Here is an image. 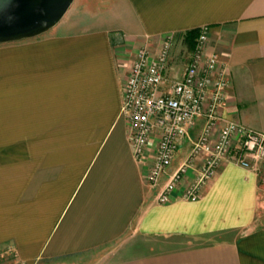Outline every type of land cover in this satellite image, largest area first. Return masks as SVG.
I'll return each instance as SVG.
<instances>
[{
	"label": "crops",
	"instance_id": "0c3cea01",
	"mask_svg": "<svg viewBox=\"0 0 264 264\" xmlns=\"http://www.w3.org/2000/svg\"><path fill=\"white\" fill-rule=\"evenodd\" d=\"M75 1L48 31L0 44V264H264V170L225 161L202 197L161 204L155 140L139 161L122 111L139 48L209 26L231 83L215 134L264 132V0ZM188 63L173 78L168 63L165 86Z\"/></svg>",
	"mask_w": 264,
	"mask_h": 264
},
{
	"label": "built area",
	"instance_id": "2783aa9c",
	"mask_svg": "<svg viewBox=\"0 0 264 264\" xmlns=\"http://www.w3.org/2000/svg\"><path fill=\"white\" fill-rule=\"evenodd\" d=\"M209 34V26L200 28L181 79L170 80L165 86V71L174 46L173 36L168 35L157 49L147 45L139 48L124 84L122 111L130 124L135 157L145 161L155 140L154 162L147 179L157 186L161 177L168 175L158 193L161 204L202 197L225 161L259 174L264 170V132L230 121L215 134L219 110L231 83L227 65L217 53L208 51ZM200 116L204 125L191 138L190 131ZM185 139H191V151L178 168L169 171ZM261 179L264 184V176Z\"/></svg>",
	"mask_w": 264,
	"mask_h": 264
},
{
	"label": "water",
	"instance_id": "95a60500",
	"mask_svg": "<svg viewBox=\"0 0 264 264\" xmlns=\"http://www.w3.org/2000/svg\"><path fill=\"white\" fill-rule=\"evenodd\" d=\"M74 0H0V44L40 35L65 16Z\"/></svg>",
	"mask_w": 264,
	"mask_h": 264
},
{
	"label": "rangeland",
	"instance_id": "374dc122",
	"mask_svg": "<svg viewBox=\"0 0 264 264\" xmlns=\"http://www.w3.org/2000/svg\"><path fill=\"white\" fill-rule=\"evenodd\" d=\"M190 53L191 50L188 48L184 40H182L180 37H176L174 41L173 51L169 60V70L167 71V76L169 75L173 78L180 75L183 68L186 67L189 61ZM125 251H131V246H129ZM80 264H86L85 260H82Z\"/></svg>",
	"mask_w": 264,
	"mask_h": 264
},
{
	"label": "trees",
	"instance_id": "16d2710c",
	"mask_svg": "<svg viewBox=\"0 0 264 264\" xmlns=\"http://www.w3.org/2000/svg\"><path fill=\"white\" fill-rule=\"evenodd\" d=\"M200 34V28H195L192 30L187 31L184 34V42L188 46V48L193 51L195 48L196 40Z\"/></svg>",
	"mask_w": 264,
	"mask_h": 264
}]
</instances>
